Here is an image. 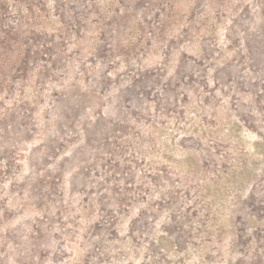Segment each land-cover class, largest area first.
I'll return each mask as SVG.
<instances>
[{"label": "rangeland", "instance_id": "obj_1", "mask_svg": "<svg viewBox=\"0 0 264 264\" xmlns=\"http://www.w3.org/2000/svg\"><path fill=\"white\" fill-rule=\"evenodd\" d=\"M0 264H264V0H0Z\"/></svg>", "mask_w": 264, "mask_h": 264}]
</instances>
